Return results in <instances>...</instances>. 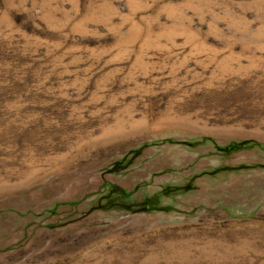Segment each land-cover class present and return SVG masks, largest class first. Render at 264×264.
Listing matches in <instances>:
<instances>
[{
	"label": "rangeland",
	"instance_id": "obj_1",
	"mask_svg": "<svg viewBox=\"0 0 264 264\" xmlns=\"http://www.w3.org/2000/svg\"><path fill=\"white\" fill-rule=\"evenodd\" d=\"M0 264H264V0H0Z\"/></svg>",
	"mask_w": 264,
	"mask_h": 264
},
{
	"label": "trees",
	"instance_id": "obj_2",
	"mask_svg": "<svg viewBox=\"0 0 264 264\" xmlns=\"http://www.w3.org/2000/svg\"><path fill=\"white\" fill-rule=\"evenodd\" d=\"M250 143H252L251 139L232 142L229 145L223 147L222 150L225 151L227 154H232V153H235L237 151H242V150L246 149L248 146H250ZM183 188H185V187H183ZM178 189H180V187ZM170 192H172V190Z\"/></svg>",
	"mask_w": 264,
	"mask_h": 264
}]
</instances>
